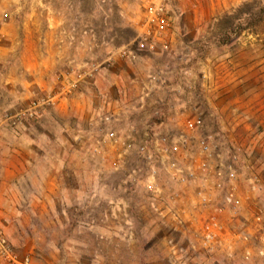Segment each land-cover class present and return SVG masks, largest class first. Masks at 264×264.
Returning a JSON list of instances; mask_svg holds the SVG:
<instances>
[{
  "label": "rangeland",
  "instance_id": "obj_1",
  "mask_svg": "<svg viewBox=\"0 0 264 264\" xmlns=\"http://www.w3.org/2000/svg\"><path fill=\"white\" fill-rule=\"evenodd\" d=\"M246 2L264 6L0 0V232L11 256L30 264H264V25L233 35L225 17ZM159 6L172 24L169 48L139 53ZM196 117L204 128L186 131ZM159 133H184L178 164L196 170L195 179L183 183L166 160L148 164L127 147ZM200 138L225 160L237 157L236 212L200 203L210 182L194 164ZM0 264L12 262L0 254Z\"/></svg>",
  "mask_w": 264,
  "mask_h": 264
},
{
  "label": "built area",
  "instance_id": "obj_2",
  "mask_svg": "<svg viewBox=\"0 0 264 264\" xmlns=\"http://www.w3.org/2000/svg\"><path fill=\"white\" fill-rule=\"evenodd\" d=\"M6 18L8 15L5 16ZM149 24L151 29L144 36H141L137 42V52L144 54H156L158 46L164 50L169 48V44L164 41L172 29V24L168 19L167 13L162 6L154 8L150 12ZM134 53L133 50L129 52L130 55ZM135 55V54H134ZM133 55V56H134ZM184 128L188 132H199L204 128V120L201 117L188 119ZM109 137L116 143L119 141L115 133ZM195 147L197 148V155L195 156V168H199L200 173L204 179L210 181L205 188L198 193L200 203L205 206H212L217 211L230 210L236 212L240 205V191L241 183L240 175L237 170L238 160L235 155L225 160L221 153L216 152V146L210 145V142L205 138L195 139ZM188 140L184 133L174 135L171 133L155 134L150 140L139 145L128 144V149L134 148L136 153L143 157L148 164L154 162L155 157L166 160L169 167H171L178 175L183 183L195 179V171L188 169L187 172L178 164V156L185 150L187 151ZM199 153V156H198ZM156 182V170H153L151 178L149 179L148 188L153 189ZM249 188L256 190L259 185L257 178L248 179ZM217 196L220 198V205L217 206ZM218 199V200H219ZM211 238V233H208ZM0 254L6 255L12 264H30L29 260L18 261L10 254V247L7 238L0 232Z\"/></svg>",
  "mask_w": 264,
  "mask_h": 264
},
{
  "label": "trees",
  "instance_id": "obj_3",
  "mask_svg": "<svg viewBox=\"0 0 264 264\" xmlns=\"http://www.w3.org/2000/svg\"><path fill=\"white\" fill-rule=\"evenodd\" d=\"M225 17L233 21V35H237L242 30L254 32L258 27L264 25V6L246 2ZM231 33L229 32L226 41L230 40Z\"/></svg>",
  "mask_w": 264,
  "mask_h": 264
}]
</instances>
